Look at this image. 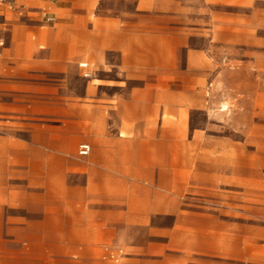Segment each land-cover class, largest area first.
<instances>
[{
	"label": "crops",
	"instance_id": "0c3cea01",
	"mask_svg": "<svg viewBox=\"0 0 264 264\" xmlns=\"http://www.w3.org/2000/svg\"><path fill=\"white\" fill-rule=\"evenodd\" d=\"M19 2L0 9V264H264V211L195 198L219 174L174 163L237 0Z\"/></svg>",
	"mask_w": 264,
	"mask_h": 264
},
{
	"label": "rangeland",
	"instance_id": "374dc122",
	"mask_svg": "<svg viewBox=\"0 0 264 264\" xmlns=\"http://www.w3.org/2000/svg\"><path fill=\"white\" fill-rule=\"evenodd\" d=\"M220 10L235 14L236 42L220 50L204 108L189 113V127L174 129L184 140L174 143V163L189 154L195 171L219 174L214 185L198 187L195 198L252 200L254 212L264 211V0H237ZM86 78L76 75L78 93Z\"/></svg>",
	"mask_w": 264,
	"mask_h": 264
},
{
	"label": "built area",
	"instance_id": "2783aa9c",
	"mask_svg": "<svg viewBox=\"0 0 264 264\" xmlns=\"http://www.w3.org/2000/svg\"><path fill=\"white\" fill-rule=\"evenodd\" d=\"M4 5H9L11 8L18 10L20 13H23L24 5L22 3H20L19 0H0V9ZM47 20L52 21L53 18L48 17ZM0 44H4V41L0 40ZM85 75L89 76L90 74L86 73ZM90 150H91L90 144L84 143L81 145L80 153L85 155V154H88L90 152Z\"/></svg>",
	"mask_w": 264,
	"mask_h": 264
}]
</instances>
